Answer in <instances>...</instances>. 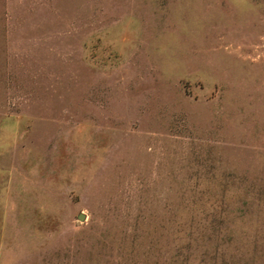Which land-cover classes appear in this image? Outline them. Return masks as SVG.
Listing matches in <instances>:
<instances>
[{
	"label": "rangeland",
	"instance_id": "obj_1",
	"mask_svg": "<svg viewBox=\"0 0 264 264\" xmlns=\"http://www.w3.org/2000/svg\"><path fill=\"white\" fill-rule=\"evenodd\" d=\"M0 264H264V0H0Z\"/></svg>",
	"mask_w": 264,
	"mask_h": 264
},
{
	"label": "water",
	"instance_id": "obj_2",
	"mask_svg": "<svg viewBox=\"0 0 264 264\" xmlns=\"http://www.w3.org/2000/svg\"><path fill=\"white\" fill-rule=\"evenodd\" d=\"M82 216L80 215L79 218H81Z\"/></svg>",
	"mask_w": 264,
	"mask_h": 264
}]
</instances>
